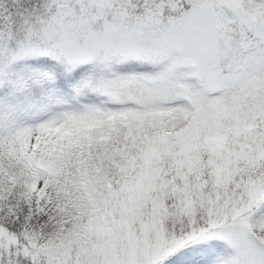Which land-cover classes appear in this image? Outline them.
<instances>
[{
    "label": "snow or ice",
    "instance_id": "6c2138e0",
    "mask_svg": "<svg viewBox=\"0 0 264 264\" xmlns=\"http://www.w3.org/2000/svg\"><path fill=\"white\" fill-rule=\"evenodd\" d=\"M0 264H264V0H0Z\"/></svg>",
    "mask_w": 264,
    "mask_h": 264
}]
</instances>
